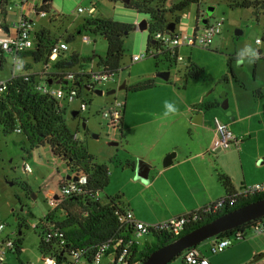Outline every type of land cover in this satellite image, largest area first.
I'll use <instances>...</instances> for the list:
<instances>
[{"label":"rangeland","instance_id":"374dc122","mask_svg":"<svg viewBox=\"0 0 264 264\" xmlns=\"http://www.w3.org/2000/svg\"><path fill=\"white\" fill-rule=\"evenodd\" d=\"M19 1L8 0L7 7L19 11ZM179 1L182 0H166L165 7L170 8L172 3ZM193 1L184 11L167 13L169 21L179 18L176 24L178 31L194 32L198 14L209 19L210 23L221 19L224 22L221 33L209 47H181L179 54L184 60L179 62L170 55L168 58L166 53L157 54V47H148L149 31L141 30L138 25L143 19L149 20V16L127 8L121 0H51L46 16L34 14L32 17L36 22L35 34L44 29L52 37L67 42L69 53L76 52L82 57L96 55V59L106 55L107 41L103 36L89 30L78 34L82 25L95 18H109L133 26L125 42L126 52L118 82L98 86L97 89L104 90L103 95H98L95 91L86 94L87 110L80 111L79 102L76 101L64 113L70 131L77 133L78 140L86 146L97 163L108 167L109 183L99 194L104 203L111 197L121 195L142 204L148 184L135 179V170L138 160L147 161L137 155L144 152L143 143L159 136L162 143L185 147L192 142V136H197L196 126L191 121L195 112L190 117H180L178 114L163 118L164 102L172 101L180 110L184 107L185 100L187 105L192 104L197 95L205 91L208 97L216 96L222 103L229 85L234 81L231 69L235 71L242 68L235 63L237 51L246 44L254 45L253 41L257 36L255 34H258L256 27L264 12L259 11L260 18L257 19L253 8H232L228 0ZM41 3L42 0H38V4ZM93 4L96 8L93 14L78 12L79 7L88 8ZM209 7H214V11L209 13ZM238 30H242L243 34L237 35ZM72 35H75L74 39L68 41ZM84 35L90 38V42L83 40ZM148 51L155 55L132 62L133 55ZM1 57L4 61L0 65V80H5L13 71L14 61L7 53H0ZM190 62L202 67L203 74L200 79L189 80L185 85L184 72ZM41 66L42 64L37 65ZM166 71L170 72L168 80L158 76ZM123 82H126L124 89L117 90L112 95L106 93L110 89L118 88ZM148 82L153 83V86L133 89ZM116 98L129 103L130 112L135 114L132 122L138 123L139 130L136 127L133 129L132 125V129H127L124 135H120V130L114 134L107 127L101 112ZM74 110L79 111L76 118L72 116ZM83 122L86 123V128L83 127ZM142 131L148 136L141 143ZM112 141L118 144L111 145ZM173 151L177 153V150L168 153ZM24 164H28L32 172L24 171ZM67 174L74 176L67 164L52 153L48 144L32 148L23 132L6 133L0 124V221L5 224V229L0 232V241L10 239L19 244L21 231L23 246L21 253L8 252L6 264H42L40 245L46 230L53 227L43 223L42 219L50 213L59 219L64 216V210L50 207L47 198L51 192H60L59 183ZM12 232L16 234L13 235ZM257 237H264V234L255 235L249 231L245 239ZM228 252L231 250L224 255L227 256ZM176 261L181 263V257L177 256L170 264Z\"/></svg>","mask_w":264,"mask_h":264},{"label":"trees","instance_id":"16d2710c","mask_svg":"<svg viewBox=\"0 0 264 264\" xmlns=\"http://www.w3.org/2000/svg\"><path fill=\"white\" fill-rule=\"evenodd\" d=\"M50 1L47 0L40 7L39 11L46 14L50 9ZM118 2L120 0H109ZM232 8H253L256 11L257 19L260 18L259 11L264 12V0H228ZM193 0H182L172 3L170 8L165 7L166 0H131L129 4L123 3L127 8L137 10L149 16L148 22V47H161L155 41V34L159 31H165L171 22L176 24L179 18L169 21L168 12L184 11ZM8 0H0V13L6 15ZM209 20V19H207ZM205 25L202 20H197L195 29ZM133 29L131 24L116 21L109 18H95L89 23L80 27L83 30H89L94 34L103 36L107 41V53L105 56L98 58L99 64H105L111 69H121L125 56V42ZM78 33V32H77ZM72 35L68 41L74 39ZM35 48L27 51L25 54L30 55L37 62L47 63L50 58L52 46L59 41L52 37L44 29L36 33ZM163 53L168 54V58L179 62L177 51L172 53L170 50H164ZM170 55V57H169ZM96 55L82 57L76 52L69 55L66 61L58 60L56 67H68V64L76 65L79 63H87L95 60ZM3 63V58H0ZM232 60V58H231ZM232 75L233 70L231 69ZM185 85L189 80L200 79L203 74V68L197 64L190 62L185 69ZM37 75L16 76L8 82V89L0 95V124L6 133L15 131L17 126L22 128V132L26 135L32 148L48 144L53 154L60 157L67 164L69 170L74 176L85 175L88 178V192L82 196H72L63 201L58 207L64 210L63 219L56 218L53 213L46 215L42 222L53 227H59L63 230L66 243L63 248L70 251L71 249L81 248L84 246H97L99 243L117 235L126 233L131 234V230H126L116 215L119 207L125 206L122 202V196L116 195L111 197L107 202L99 199L100 192L109 183V171L105 164L97 163L92 154L89 153L86 146L75 139V134L70 131L64 112L59 109L58 101L50 96L38 93L35 90V81ZM153 86V83L133 87V89H143ZM261 90L257 91L260 95ZM79 116V115H78ZM69 175V174H68ZM67 178V177H66ZM219 181L226 189V198L236 194L230 177L219 172ZM264 198V193H257L253 196L243 197L236 200L233 205L226 203L222 210L217 213L201 212V219L185 225L180 233H173L170 230L162 229L153 232V239L147 241L138 252V258L144 261L149 254L163 244H166L190 230L209 222L210 220L220 216L226 211L234 210L240 206L250 202ZM256 221H264V218L256 219ZM249 223L241 225L231 231L220 234L219 236H228L235 230L243 232L245 235L249 231ZM52 227V228H53ZM48 230V229H47ZM18 238L19 244L15 251L21 253L23 250L21 234ZM244 235V236H245ZM41 253L56 254L62 258L63 249L55 247L54 243H47L42 239L40 245ZM14 251V252H15Z\"/></svg>","mask_w":264,"mask_h":264},{"label":"built area","instance_id":"2783aa9c","mask_svg":"<svg viewBox=\"0 0 264 264\" xmlns=\"http://www.w3.org/2000/svg\"><path fill=\"white\" fill-rule=\"evenodd\" d=\"M19 4L22 8L32 6L36 9L40 16H46L45 12L39 11L38 0H20ZM10 9H12L10 7ZM96 8L79 7L78 12H88L93 14ZM149 22V21H148ZM224 20H218L199 26L194 32L188 31H170L168 28L165 31H159L155 34V43L158 42L161 47L157 49V54L163 53L164 50H170L172 53L177 51L178 61H183V57L179 54V49L183 46H201L209 47L214 38L221 33ZM35 20L22 13L16 21V31L0 38V50L8 53L14 61L13 73L7 80H0V95L8 89L9 80L16 76H30L35 73H30L26 69L24 54L35 48L36 34L34 32ZM35 35V36H34ZM85 42H90V38L83 36ZM259 46H264V36L256 39ZM69 45L67 42L59 40L51 48L49 61L44 63L43 71L36 74L35 90L44 95H50L58 101L59 109L64 113L70 105L79 102L80 111H85L88 108V100L86 94L94 92L98 86L115 83L119 80L120 69H111L105 64H99L98 59L87 63H79L76 65L68 64V67H56L55 63L66 61L69 59ZM260 57L264 59V50L259 49ZM156 54V55H157ZM149 55H155L154 52L140 53L132 56V62H137L147 58ZM125 110V101L115 99L105 108L101 115L107 122V127L116 133L121 129V123ZM77 111V110H74ZM73 112V111H72ZM79 112V111H78ZM79 115V114H78ZM77 115V117H78ZM76 118V117H75ZM216 134L213 140L212 150L227 149L234 145L238 146L241 139L238 138L231 128L218 118L215 119ZM15 131L22 132V128L17 126ZM75 139H78L77 133ZM26 172H32V168L28 164L23 165ZM60 192H51L47 198L48 205L53 209L58 208L65 199L72 196H82L88 192V178L85 175L78 176V179L64 178L59 183ZM257 193H264V181L247 185L240 192L232 197L226 196L206 207L191 211L189 213L172 217L160 223H147L138 219L133 210L127 206L119 207L115 212L119 221L123 224L126 230H131V234H117L97 246H84L81 248L71 249L70 251L63 248L66 243L63 230L59 227H53L46 230L44 240L47 243H54L58 249H63L62 258L56 254L48 253L42 256V264H142V260L138 258V252L147 241L153 239V232L157 230L167 229L177 234L180 233L185 225L192 222H197L201 219L203 213H217L222 210L226 203L233 205L237 199L253 196ZM99 195V194H98ZM99 197V196H98ZM100 199V197H99ZM249 231L255 235L264 234V221H251ZM5 229V224L0 221V232ZM248 231V232H249ZM235 230L228 236L215 237L211 252L213 254L222 253L238 240H244L247 235ZM13 235L16 232H12ZM245 235V236H244ZM18 236V234H17ZM17 248L16 241L5 240L0 241V264H6L7 254L10 251H15ZM184 264H214L210 258L201 254L197 246L189 247L181 254ZM255 264H264L263 261Z\"/></svg>","mask_w":264,"mask_h":264},{"label":"crops","instance_id":"0c3cea01","mask_svg":"<svg viewBox=\"0 0 264 264\" xmlns=\"http://www.w3.org/2000/svg\"><path fill=\"white\" fill-rule=\"evenodd\" d=\"M47 0H42L41 5ZM38 6H40L38 4ZM22 13L31 19L38 14L32 6L26 5L20 10L7 7L6 15L0 13V38L16 31V21ZM207 19L198 14L197 20ZM257 35L252 47L264 50L256 39L264 36V15L256 27ZM195 29V28H194ZM0 53L5 52L0 50ZM8 54V53H7ZM9 55V54H8ZM26 69L30 73L38 74L43 71L44 63L35 62L30 55L24 54ZM42 64L41 67L37 65ZM233 70L234 81L229 85L226 94L230 115L223 112L221 101L216 96H207L201 91L196 100L179 110L180 117H190L195 112L196 117L202 114V122L192 124L196 126L197 136H192V142L183 146L162 143L159 136H154L150 142L143 143L140 152L151 165L149 171L150 182L145 187L146 197L139 204L130 198H123L125 206H129L135 216L147 223H160L172 217L180 216L191 211L206 207L227 194L225 187L219 181V172L227 174L234 190L240 192L247 185L264 181V59L255 62H245ZM13 71L11 72L12 75ZM11 75L7 78L9 79ZM5 79V80H7ZM121 85V84H120ZM261 90L260 95L257 91ZM125 102V110L118 134L124 135L127 129H138V123L132 122L134 113L130 112ZM129 108V109H128ZM167 118V117H163ZM226 123L233 133L241 139V143L227 149L212 150L216 134L215 119ZM148 134L141 133V143ZM146 141V140H144ZM177 150L172 165L163 166L165 154ZM164 157V158H163ZM67 175L63 177H67ZM62 178V177H61ZM60 178V179H61ZM214 238L201 242L197 247L201 254L210 258L214 264H243L256 250L264 247V237L238 240L222 253L213 254L211 246ZM228 250L231 252L225 256ZM180 261L172 264H184Z\"/></svg>","mask_w":264,"mask_h":264},{"label":"water","instance_id":"95a60500","mask_svg":"<svg viewBox=\"0 0 264 264\" xmlns=\"http://www.w3.org/2000/svg\"><path fill=\"white\" fill-rule=\"evenodd\" d=\"M125 4H129L131 0H121ZM214 11V7H209L208 12L211 13ZM208 20L203 19V23L207 24ZM138 27L141 30L148 29V20L143 19ZM168 30L175 31L176 30V23L171 22L168 25ZM81 33V30L78 31V34ZM243 34L242 30L237 31V35ZM155 42V41H154ZM0 60V65H1ZM161 78L168 80L170 77V72H162L158 74ZM126 86V82H123L118 88L110 89L106 91L108 95L115 94L117 90H122ZM95 92L98 95H103V89H95ZM221 107L223 110L226 111L227 115L231 114L229 111V104L228 99L225 94L223 98V102L221 103ZM79 114L78 111H73L72 116L77 117ZM194 123H201L202 122V114H199L198 117L196 115L193 117ZM86 123L83 122V127L86 128ZM111 145H117L118 142L112 141L110 142ZM176 157V152L168 153L165 158L163 159V166L168 167L173 164L174 159ZM151 165L145 160H138L136 164V174L135 179L141 180L143 183L148 184L150 182L149 179V171ZM78 179V176L68 175L67 178L71 179ZM259 218H264V198L259 200L250 202L243 206H240L234 210L226 211L220 216L210 220L207 223H204L189 232L183 234L182 236L160 246L159 248L152 251L149 256L142 262V264H170L177 256L181 255L184 250L189 247L198 246L201 242L211 239L214 237H220L219 235L225 233L227 231H231L241 225L249 223ZM264 260V247L256 250L252 253L249 257L246 258L243 264H255Z\"/></svg>","mask_w":264,"mask_h":264},{"label":"clouds","instance_id":"9594fccd","mask_svg":"<svg viewBox=\"0 0 264 264\" xmlns=\"http://www.w3.org/2000/svg\"><path fill=\"white\" fill-rule=\"evenodd\" d=\"M260 58L261 57L259 51L256 48L252 47L250 44H246L243 48L237 51L235 63L237 65H243L246 61L251 63ZM164 109V117L176 116L179 114V108L172 101L166 100L164 102Z\"/></svg>","mask_w":264,"mask_h":264}]
</instances>
